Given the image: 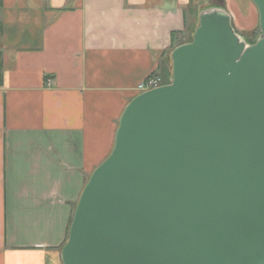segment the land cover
Segmentation results:
<instances>
[{
    "label": "water",
    "instance_id": "obj_1",
    "mask_svg": "<svg viewBox=\"0 0 264 264\" xmlns=\"http://www.w3.org/2000/svg\"><path fill=\"white\" fill-rule=\"evenodd\" d=\"M254 42L202 8L169 83L126 106L86 183L64 264H264V0Z\"/></svg>",
    "mask_w": 264,
    "mask_h": 264
},
{
    "label": "crops",
    "instance_id": "obj_2",
    "mask_svg": "<svg viewBox=\"0 0 264 264\" xmlns=\"http://www.w3.org/2000/svg\"><path fill=\"white\" fill-rule=\"evenodd\" d=\"M212 4L260 24L252 0H0V264H64L122 113Z\"/></svg>",
    "mask_w": 264,
    "mask_h": 264
},
{
    "label": "built area",
    "instance_id": "obj_3",
    "mask_svg": "<svg viewBox=\"0 0 264 264\" xmlns=\"http://www.w3.org/2000/svg\"><path fill=\"white\" fill-rule=\"evenodd\" d=\"M164 84L163 78L160 75H152L145 81H143L141 84L138 86L139 92H144L147 90H151L153 88H157L159 86H162Z\"/></svg>",
    "mask_w": 264,
    "mask_h": 264
},
{
    "label": "rangeland",
    "instance_id": "obj_4",
    "mask_svg": "<svg viewBox=\"0 0 264 264\" xmlns=\"http://www.w3.org/2000/svg\"><path fill=\"white\" fill-rule=\"evenodd\" d=\"M260 23V22H259ZM260 29V24L257 26V28L256 29H254V30H252V31H241L242 32V34L247 38L248 37V40L250 39V40H256L257 39V32H258V30ZM254 33V34H253ZM193 34L194 33H192V34H190V35H188V36H186L185 38H183L182 40L183 41H186V42H189V41H191L192 39H193ZM249 40V42H251ZM169 78L170 77H166V78H163V81H164V83H169Z\"/></svg>",
    "mask_w": 264,
    "mask_h": 264
},
{
    "label": "bare ground",
    "instance_id": "obj_5",
    "mask_svg": "<svg viewBox=\"0 0 264 264\" xmlns=\"http://www.w3.org/2000/svg\"><path fill=\"white\" fill-rule=\"evenodd\" d=\"M261 33V29L258 30V32L256 33L257 36Z\"/></svg>",
    "mask_w": 264,
    "mask_h": 264
},
{
    "label": "trees",
    "instance_id": "obj_6",
    "mask_svg": "<svg viewBox=\"0 0 264 264\" xmlns=\"http://www.w3.org/2000/svg\"><path fill=\"white\" fill-rule=\"evenodd\" d=\"M233 24H234V22H233ZM235 26V25H234ZM247 39H248V37H247ZM255 40H251V42H254Z\"/></svg>",
    "mask_w": 264,
    "mask_h": 264
},
{
    "label": "flooded vegetation",
    "instance_id": "obj_7",
    "mask_svg": "<svg viewBox=\"0 0 264 264\" xmlns=\"http://www.w3.org/2000/svg\"><path fill=\"white\" fill-rule=\"evenodd\" d=\"M258 37V36H257Z\"/></svg>",
    "mask_w": 264,
    "mask_h": 264
}]
</instances>
